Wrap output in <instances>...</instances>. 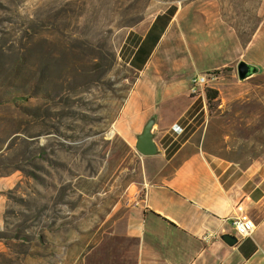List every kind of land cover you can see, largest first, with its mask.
<instances>
[{"label":"rangeland","instance_id":"1","mask_svg":"<svg viewBox=\"0 0 264 264\" xmlns=\"http://www.w3.org/2000/svg\"><path fill=\"white\" fill-rule=\"evenodd\" d=\"M176 1L0 0V264H80L135 195L146 171L124 106L136 72L119 50ZM220 1L243 37L261 20V0ZM249 79L264 91V71ZM242 105L260 114L244 139L264 144V93Z\"/></svg>","mask_w":264,"mask_h":264},{"label":"crops","instance_id":"2","mask_svg":"<svg viewBox=\"0 0 264 264\" xmlns=\"http://www.w3.org/2000/svg\"><path fill=\"white\" fill-rule=\"evenodd\" d=\"M256 8L261 20L246 42L220 0L169 2L128 29L119 51L136 79L124 114L139 129L158 109L159 152L144 155L145 198L114 212L80 264H264V144L242 135L260 116L242 103L264 91L236 73L241 58L264 66V0ZM260 31L262 52L252 48ZM212 72L209 106L189 79ZM241 211L254 221L250 235L232 245L202 239L233 230Z\"/></svg>","mask_w":264,"mask_h":264},{"label":"water","instance_id":"3","mask_svg":"<svg viewBox=\"0 0 264 264\" xmlns=\"http://www.w3.org/2000/svg\"><path fill=\"white\" fill-rule=\"evenodd\" d=\"M264 71V66L260 63L239 59L236 63V73L240 80L259 74ZM157 108L145 119L139 130L134 132V148L140 155H151L159 152L156 141V117ZM218 235L228 244H234L238 239L235 229L218 232Z\"/></svg>","mask_w":264,"mask_h":264},{"label":"built area","instance_id":"4","mask_svg":"<svg viewBox=\"0 0 264 264\" xmlns=\"http://www.w3.org/2000/svg\"><path fill=\"white\" fill-rule=\"evenodd\" d=\"M215 73H197L190 77L189 79V91L192 94L202 93L207 85L209 78H214ZM135 197L130 199V203H137L139 200L145 198L146 191L145 185L139 187L135 192ZM231 226L235 229L238 237H245L252 233L254 229V221L246 212H239L235 214L230 219ZM218 235L216 232L206 231L202 234V239L209 240Z\"/></svg>","mask_w":264,"mask_h":264},{"label":"trees","instance_id":"5","mask_svg":"<svg viewBox=\"0 0 264 264\" xmlns=\"http://www.w3.org/2000/svg\"><path fill=\"white\" fill-rule=\"evenodd\" d=\"M253 30V29H252ZM239 32V30H238ZM240 36L242 37V40L244 42L248 41L250 39V36L252 34V31L250 32V34L246 37H243L242 34L239 32ZM214 73V72H213ZM205 91V94H206V98H207V101H208V105L211 106L212 105V98H215L218 94V91L212 87H205L204 89Z\"/></svg>","mask_w":264,"mask_h":264},{"label":"bare ground","instance_id":"6","mask_svg":"<svg viewBox=\"0 0 264 264\" xmlns=\"http://www.w3.org/2000/svg\"><path fill=\"white\" fill-rule=\"evenodd\" d=\"M112 132H113V130H112Z\"/></svg>","mask_w":264,"mask_h":264}]
</instances>
